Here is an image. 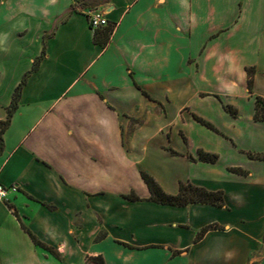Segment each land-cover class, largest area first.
<instances>
[{
  "label": "crops",
  "instance_id": "0c3cea01",
  "mask_svg": "<svg viewBox=\"0 0 264 264\" xmlns=\"http://www.w3.org/2000/svg\"><path fill=\"white\" fill-rule=\"evenodd\" d=\"M18 1L0 9V121L24 81L2 135L0 264H264V0ZM73 4L104 12V46L85 15L62 18ZM140 172L222 205L150 201Z\"/></svg>",
  "mask_w": 264,
  "mask_h": 264
},
{
  "label": "trees",
  "instance_id": "16d2710c",
  "mask_svg": "<svg viewBox=\"0 0 264 264\" xmlns=\"http://www.w3.org/2000/svg\"><path fill=\"white\" fill-rule=\"evenodd\" d=\"M111 32H112V28H106L105 30L100 31V32L95 31L94 32V41L96 43H98L100 46H104L106 44V42L108 41ZM247 73H248V87L251 88L252 71L248 70ZM23 83H24V81H22L20 83V85L17 87V89L14 93L11 105L7 111L6 119L4 121H0V152H1L2 147H3L2 135L5 131V129L7 128V126L9 125L10 118H11L13 111L16 109L17 100L19 98V92L21 89V85H23ZM226 109L230 113L233 114V111L230 107H226ZM194 119L196 121L200 122L201 124H203L204 126H206L207 128L216 131L215 128L210 123L202 120L201 118L194 116ZM255 119L256 120L264 119V100H261V99L256 100ZM198 154H199V160L203 161V162L214 163L217 159L216 155L208 154V153H205L203 151H199ZM250 157H252V158L254 157L256 159H261V157L259 155H250ZM140 177H141L142 181L144 182V184L146 185V187L150 193V197H149L150 201L157 202L160 204H167V205L180 206V207L186 206V205L192 204V203H205V204H211V205H216V206L222 205V194H221V192H208L202 188L195 187L191 184L180 183L178 194L171 196V195L165 194L161 190L159 185L154 181V179L151 176H149L148 174H146L144 172H140ZM128 198L131 200H138V198H136L134 196H128ZM210 228H211V226L204 228L200 232L199 236H201L205 231H207ZM25 231L28 233V235L30 236V238L32 239L34 244L39 245L41 247H45L43 244L38 242L36 240V238L31 235L30 232H28L26 229H25ZM89 262H94L97 264H104L103 261L101 260V258H89L86 260V264Z\"/></svg>",
  "mask_w": 264,
  "mask_h": 264
},
{
  "label": "built area",
  "instance_id": "2783aa9c",
  "mask_svg": "<svg viewBox=\"0 0 264 264\" xmlns=\"http://www.w3.org/2000/svg\"><path fill=\"white\" fill-rule=\"evenodd\" d=\"M86 18L88 20L90 29L95 32L102 28L108 26V22L105 18V14L98 8H89L85 12ZM12 191H15V188H11ZM6 190L0 186V197H5Z\"/></svg>",
  "mask_w": 264,
  "mask_h": 264
},
{
  "label": "rangeland",
  "instance_id": "374dc122",
  "mask_svg": "<svg viewBox=\"0 0 264 264\" xmlns=\"http://www.w3.org/2000/svg\"><path fill=\"white\" fill-rule=\"evenodd\" d=\"M18 3H19L18 0H0V9L1 10H8L11 7L17 6ZM89 8H92V7L81 6V5H77V4L70 5V7L68 9H66V11L63 13V17L62 18L63 19L66 18L69 14L72 13V11H75V12L79 13L80 15H85L86 10L89 9ZM85 17H86V15H85ZM60 21L61 20H59L58 23ZM7 74L9 75L8 80L10 81V77L14 76V71L13 70H9V72ZM2 110H3V108H0V114H1ZM173 110H174V105L170 108V111H173Z\"/></svg>",
  "mask_w": 264,
  "mask_h": 264
}]
</instances>
